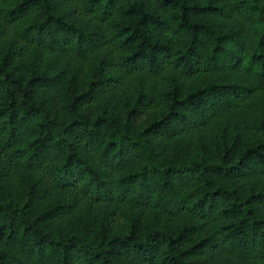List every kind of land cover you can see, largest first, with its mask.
I'll list each match as a JSON object with an SVG mask.
<instances>
[{"label":"trees","instance_id":"16d2710c","mask_svg":"<svg viewBox=\"0 0 264 264\" xmlns=\"http://www.w3.org/2000/svg\"><path fill=\"white\" fill-rule=\"evenodd\" d=\"M0 264H264V0H0Z\"/></svg>","mask_w":264,"mask_h":264}]
</instances>
